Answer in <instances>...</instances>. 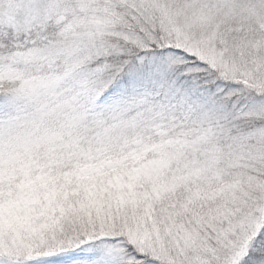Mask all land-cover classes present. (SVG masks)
<instances>
[{
	"label": "snow or ice",
	"instance_id": "1",
	"mask_svg": "<svg viewBox=\"0 0 264 264\" xmlns=\"http://www.w3.org/2000/svg\"><path fill=\"white\" fill-rule=\"evenodd\" d=\"M0 264H264V0H0Z\"/></svg>",
	"mask_w": 264,
	"mask_h": 264
}]
</instances>
